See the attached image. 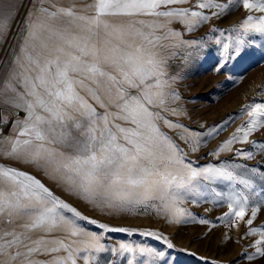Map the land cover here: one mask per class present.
<instances>
[{"label": "snow or ice", "instance_id": "obj_1", "mask_svg": "<svg viewBox=\"0 0 264 264\" xmlns=\"http://www.w3.org/2000/svg\"><path fill=\"white\" fill-rule=\"evenodd\" d=\"M234 2L237 0H196L195 7H167L188 0H87L67 7L52 4L54 10H50L40 0L23 21L18 51L0 88V107L25 113L23 119L13 122L16 135L4 137L10 145L4 155L45 168L52 179L97 208L143 204L168 212L170 220L177 223L191 215L179 203L188 195L195 197L202 180L226 179L232 182V190L216 193L228 200L229 211L221 219L227 220L234 213L237 220H243L249 196L233 185L255 192L253 180L235 171H247V165L237 164L233 170L213 165L194 168L158 126L160 120L171 125L162 113L178 114L167 105L179 99L171 88L176 77L168 75L169 56L161 49L196 46V41L181 39V33L168 25L179 20L187 31H193L210 18L203 9H215L211 15L220 16ZM242 4L249 12L264 13V0H242ZM19 6L17 0H0V40L6 38ZM238 28L240 31L237 26L230 30L237 34L227 37L225 54L234 47L238 56L242 46L251 43L245 37L252 33L264 35V15H248ZM158 29L163 32L158 34ZM162 40L173 43L165 45L160 43ZM216 43H221L219 38ZM202 47L197 46V51ZM245 107L250 109L247 127H238L216 153L232 151L234 142L264 151V142L248 139L264 127V103ZM8 122L7 116L0 120ZM215 131L210 129V133ZM187 139L191 150L196 151L198 134ZM234 154L254 158L252 151L243 149ZM260 175L264 177V172ZM156 200L160 201L159 208L150 204ZM257 211L252 207L247 225H252ZM0 216L14 225L0 229V264H77L78 258L84 264H99L96 254L109 250L114 254L118 250L120 254L139 252L147 257L142 264H156L157 258L165 255L144 245L134 248L123 242L118 249H109L101 243V235L79 225V219L87 218L54 196L40 180L4 165H0ZM17 220L23 222L16 224ZM36 232L42 235L33 238ZM55 232L64 235H51ZM257 232L260 239L255 241V254H250L249 260L257 255L264 257V230L250 227L246 234ZM144 235L161 239L154 232L146 231ZM61 252L65 255H58ZM39 255L49 258L37 259ZM127 264H133V260Z\"/></svg>", "mask_w": 264, "mask_h": 264}, {"label": "rangeland", "instance_id": "obj_2", "mask_svg": "<svg viewBox=\"0 0 264 264\" xmlns=\"http://www.w3.org/2000/svg\"><path fill=\"white\" fill-rule=\"evenodd\" d=\"M20 5L17 14H14L10 28L5 39L0 40V88L9 70L12 57L18 51V45L22 38L23 21L28 12L33 10L40 0H17ZM87 0H44V7L52 9V4L69 6L77 5ZM225 3L227 0H217ZM196 0H188L186 4L169 5L167 7H195ZM163 10V9H162ZM199 10V9H196ZM210 18L201 23L193 31H187L185 25L179 20H173L168 27L181 33V39L196 41V46H177L161 49L162 54L169 56L168 75L175 76L176 80L171 88L179 96V99L168 102V108L176 109L178 114L170 111L163 112L165 119L171 121L166 125L163 120L158 121L160 130L182 150L185 162L194 168H203L208 165L235 169V165H247L244 169H235L239 175L253 180L256 185L255 192H250L243 185L235 184L249 196V205L245 209L243 220H237L232 213L227 220L221 219L224 213L229 211L226 197H218L216 193H229L232 182L226 179H216L211 182L201 181L198 186V194L193 197L188 195L179 207L191 215H185L180 223L170 220L169 213L157 211L143 204L129 205L125 208L100 209L90 204L81 197L69 192L64 184L54 180L45 171V168L20 158L4 155V151L10 149V145L4 137H14L17 129L13 122L23 119L25 113L10 107H0V120L8 117V123H0V165L13 167L26 172L40 180L60 200L68 203L81 213L80 226L93 233L101 235V243L109 249L119 243H128L134 248L144 245L157 252H163L162 258H157L156 264H264V257L255 256L249 260L250 254H255V241L260 239L259 233L246 234L250 227L264 230V151L254 148L251 144L234 142L230 147L232 151H220L216 153L218 146L232 136L238 127L244 125L248 119L250 109L246 105L264 103V35L252 33L245 40L251 39V43L242 46L240 54L235 55V48L230 47L225 54L223 45L228 43L227 37L236 36V31H230L248 15L259 17L264 13L252 10L249 12L243 8L242 0H237L229 9L220 16H212L215 9H203ZM163 19V18H161ZM158 34L163 29L157 30ZM217 38L221 43L217 44ZM160 43L168 45L171 40H162ZM203 45L197 51V46ZM175 53V55H171ZM19 87V86H18ZM91 102V101H90ZM100 110V109H98ZM102 111V110H101ZM183 127H175V125ZM216 128L210 133V129ZM185 129L188 131L185 132ZM198 134L199 147L192 151L191 135ZM249 141L264 142V127H259L252 132ZM243 149L254 153L253 159H245L242 155H235V151ZM69 151L68 149H63ZM215 153V154H214ZM257 169L255 173L251 169ZM195 201V202H194ZM160 207V201H151ZM252 207H257L256 217L252 225H247V219L251 218ZM72 215L71 213H66ZM207 221L201 223L200 221ZM90 221H96L91 223ZM17 220L15 223H22ZM236 224L237 226H232ZM100 225H106L109 229H129L131 232L105 231ZM14 225L6 223L0 216V229L11 228ZM154 232L161 239L152 235H144V232ZM42 235L40 232L33 234V238ZM53 236H63L62 232L52 233ZM172 247L169 248L168 244ZM58 255H65L61 252ZM99 264H127L129 259L133 264L137 261L142 264L143 259L139 252L123 254L112 253L110 250L96 254ZM37 259H48L49 256L39 255ZM77 264H84L82 258L77 259Z\"/></svg>", "mask_w": 264, "mask_h": 264}]
</instances>
